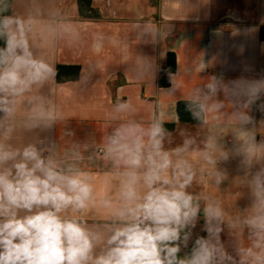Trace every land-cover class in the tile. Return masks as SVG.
Returning a JSON list of instances; mask_svg holds the SVG:
<instances>
[{
  "label": "crops",
  "instance_id": "crops-1",
  "mask_svg": "<svg viewBox=\"0 0 264 264\" xmlns=\"http://www.w3.org/2000/svg\"><path fill=\"white\" fill-rule=\"evenodd\" d=\"M92 7L100 19H82L77 0H13L9 17L24 22L29 50L52 72L16 98L11 117L0 112V142L21 151L35 145L65 174H86L88 207L65 215L102 236L97 256L129 180V169L108 151L110 138L129 124H174L163 128L162 151L187 161L186 191L199 205L177 260L191 259L195 241L208 237L204 209L211 205L221 211L213 226L231 257L223 264H264L256 259L264 255V231L248 223L264 217V0H92ZM169 53L177 68L161 87ZM58 65L79 66V78L58 82ZM179 101L199 103L204 122L180 123ZM38 111L52 119L37 120ZM136 171L143 194L146 169Z\"/></svg>",
  "mask_w": 264,
  "mask_h": 264
},
{
  "label": "clouds",
  "instance_id": "clouds-1",
  "mask_svg": "<svg viewBox=\"0 0 264 264\" xmlns=\"http://www.w3.org/2000/svg\"><path fill=\"white\" fill-rule=\"evenodd\" d=\"M0 36L7 37L6 47L0 49V112L7 119L16 98L44 81L52 69L33 57L23 21L0 20ZM209 87L215 91L213 85ZM45 117L52 119L51 113L42 111L35 118ZM11 131L9 127L5 136ZM162 135L163 128L156 122L147 130L136 124L122 126L110 138L108 151L129 169V180L121 193L124 204L115 213L117 223L97 256L93 250L102 236L75 216L65 215L69 208L75 212L88 207L92 186L86 174H65L35 145L21 151L0 142V264H216L217 257L223 264L231 260L219 243L221 229L213 226L221 211L211 205L204 209L208 237L195 241L191 259L177 260L181 233L195 227L199 205L186 191L191 183L187 161L173 162L162 151ZM141 167L146 169L143 194L136 189V170ZM248 223L264 231V217ZM188 238L185 232V245ZM248 254H253L251 249ZM256 259L262 261L264 255Z\"/></svg>",
  "mask_w": 264,
  "mask_h": 264
},
{
  "label": "trees",
  "instance_id": "trees-1",
  "mask_svg": "<svg viewBox=\"0 0 264 264\" xmlns=\"http://www.w3.org/2000/svg\"><path fill=\"white\" fill-rule=\"evenodd\" d=\"M13 0H0V20L11 15ZM79 15L82 19L98 20L100 13L92 7V0H77ZM6 36H0V49L6 47ZM261 39L264 40V27L261 28ZM177 62L174 53L168 54L167 65L160 70L159 85L168 87L170 76L176 72ZM79 66L58 65L56 70V79L58 82L75 81L79 78ZM177 114L180 123L199 125L204 122V112L201 105L196 102L179 101L177 103ZM174 124L163 125L164 130L172 131Z\"/></svg>",
  "mask_w": 264,
  "mask_h": 264
}]
</instances>
